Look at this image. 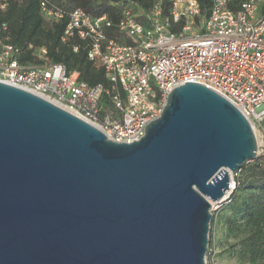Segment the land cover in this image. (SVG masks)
Masks as SVG:
<instances>
[{
	"label": "water",
	"instance_id": "water-1",
	"mask_svg": "<svg viewBox=\"0 0 264 264\" xmlns=\"http://www.w3.org/2000/svg\"><path fill=\"white\" fill-rule=\"evenodd\" d=\"M130 143L0 81V264H205L211 202L257 157L244 115L186 81Z\"/></svg>",
	"mask_w": 264,
	"mask_h": 264
},
{
	"label": "built area",
	"instance_id": "built-area-1",
	"mask_svg": "<svg viewBox=\"0 0 264 264\" xmlns=\"http://www.w3.org/2000/svg\"><path fill=\"white\" fill-rule=\"evenodd\" d=\"M8 1L0 0V13ZM118 1L123 5L117 23L106 14L66 10L51 0L39 3L46 20L67 18L61 41L81 40L87 58L104 70L110 86L80 79L78 71L53 62L45 47L37 49V62H21L23 50L11 41L3 21L0 81L73 113L113 141L127 143L140 139L145 125L161 115L174 87L197 82L244 115L255 136L256 154L264 155V0H210L207 16L198 0H170L166 13L161 0L147 8ZM112 27L120 38L107 35Z\"/></svg>",
	"mask_w": 264,
	"mask_h": 264
},
{
	"label": "trees",
	"instance_id": "trees-1",
	"mask_svg": "<svg viewBox=\"0 0 264 264\" xmlns=\"http://www.w3.org/2000/svg\"><path fill=\"white\" fill-rule=\"evenodd\" d=\"M51 1L66 10L81 8L92 16L106 14L113 23L120 20L123 5L118 0ZM131 1L147 8L154 0ZM161 1L166 13L170 0ZM198 1L202 14L207 16L211 1ZM39 3L40 0H9L6 9L0 13V21L8 25L11 41L23 50L20 61L37 62V49L45 47L47 56L53 62L63 64L69 71H78L80 79L90 84L110 86L104 70L94 66L87 58V49L81 40L75 37L61 41L67 18L57 22L46 20L40 13ZM230 6L236 9V1H231ZM106 32L109 37H121L116 27ZM74 44H78L77 51L73 50ZM29 45L32 47L29 48ZM227 211L217 218V222L221 224L222 239L230 255L244 264H264V155L247 162L241 169Z\"/></svg>",
	"mask_w": 264,
	"mask_h": 264
},
{
	"label": "rangeland",
	"instance_id": "rangeland-1",
	"mask_svg": "<svg viewBox=\"0 0 264 264\" xmlns=\"http://www.w3.org/2000/svg\"><path fill=\"white\" fill-rule=\"evenodd\" d=\"M246 163L247 162L243 163L235 173L229 171L231 189L225 198L218 202H211V220L209 225L208 239H212V244L209 245L208 242L207 251L205 253V264H244L236 260V258L231 256L228 252L227 245L222 239V233L220 230L221 224L217 222V218L220 215L228 213L227 204L229 203L231 193L237 184V178L240 176L241 169L246 165Z\"/></svg>",
	"mask_w": 264,
	"mask_h": 264
},
{
	"label": "bare ground",
	"instance_id": "bare-ground-1",
	"mask_svg": "<svg viewBox=\"0 0 264 264\" xmlns=\"http://www.w3.org/2000/svg\"><path fill=\"white\" fill-rule=\"evenodd\" d=\"M230 189H231V182L229 183V189H228V191H226L224 197L229 193V190H230Z\"/></svg>",
	"mask_w": 264,
	"mask_h": 264
}]
</instances>
